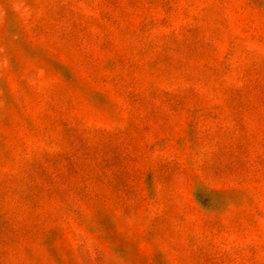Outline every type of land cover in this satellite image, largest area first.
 I'll return each mask as SVG.
<instances>
[{"label":"rangeland","instance_id":"374dc122","mask_svg":"<svg viewBox=\"0 0 264 264\" xmlns=\"http://www.w3.org/2000/svg\"><path fill=\"white\" fill-rule=\"evenodd\" d=\"M0 264H264V0H0Z\"/></svg>","mask_w":264,"mask_h":264}]
</instances>
